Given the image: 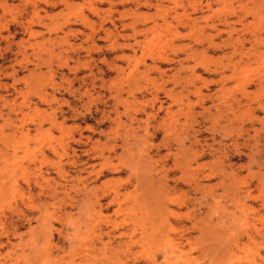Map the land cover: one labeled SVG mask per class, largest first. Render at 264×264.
<instances>
[{
    "label": "rangeland",
    "instance_id": "obj_1",
    "mask_svg": "<svg viewBox=\"0 0 264 264\" xmlns=\"http://www.w3.org/2000/svg\"><path fill=\"white\" fill-rule=\"evenodd\" d=\"M243 205L264 0H0V264H263Z\"/></svg>",
    "mask_w": 264,
    "mask_h": 264
},
{
    "label": "bare ground",
    "instance_id": "obj_2",
    "mask_svg": "<svg viewBox=\"0 0 264 264\" xmlns=\"http://www.w3.org/2000/svg\"><path fill=\"white\" fill-rule=\"evenodd\" d=\"M208 1V0H207ZM68 3V2H67ZM104 3V2H103ZM162 9V8H161ZM93 11H94V13H95V11L97 10V9H92ZM190 14V13H189ZM177 15V14H176ZM186 15H184V17H185ZM176 18H177V16H176ZM178 19V18H177ZM189 20H190V18H189ZM83 21V23H86V20L85 19H83L82 20ZM206 21V20H205ZM193 22H194V20H193ZM162 23V22H161ZM182 23V22H181ZM132 24V23H131ZM134 24V23H133ZM195 24H196V22H195ZM163 25H165V26H168V22L166 21V20H164L163 21ZM157 25L155 24L154 26H152V27H156ZM210 26V25H209ZM151 27V26H150ZM199 27V26H198ZM159 28V27H158ZM194 28V27H193ZM214 29V28H213ZM151 30V29H150ZM115 31V30H114ZM167 31V30H166ZM106 32V31H105ZM136 32V31H135ZM102 33V32H101ZM149 33V32H148ZM106 34V33H105ZM142 34V33H141ZM259 38V37H258ZM145 39V38H144ZM202 39V38H201ZM255 41H256V39H255ZM114 43V42H113ZM118 45V44H117ZM174 55V54H173ZM254 55V54H253ZM251 56H252V54H251ZM257 57H261V56H257ZM186 59V58H185ZM187 60V59H186ZM229 67V66H228ZM236 67V66H235ZM181 68H182V66H181ZM127 70V69H126ZM188 76V75H187ZM195 76V75H194ZM93 80V79H92ZM198 89V88H197ZM197 91H199V90H197ZM15 92V91H14ZM221 92V91H220ZM159 93V92H158ZM79 94V93H78ZM137 94V93H136ZM220 94V93H219ZM118 96V95H117ZM129 97V96H128ZM43 100H44V98H43ZM153 101H154V99H152ZM156 101V100H155ZM100 102V101H99ZM159 103V102H158ZM156 105V104H155ZM21 106V105H20ZM15 107V106H14ZM19 107V106H18ZM20 108V107H19ZM17 110H18V108H17ZM20 110H21V108H20ZM19 111V110H18ZM14 112V111H13ZM17 112V111H16ZM20 112V111H19ZM203 112V111H202ZM44 114V113H43ZM170 114V113H169ZM45 115V114H44ZM56 120V119H55ZM112 120V119H111ZM10 121V120H9ZM48 121V120H47ZM173 121V120H172ZM190 121V120H189ZM53 122V121H52ZM41 123H43V122H41ZM61 124H63V123H61ZM163 124V123H162ZM54 125V124H53ZM55 125H56V123H55ZM58 125V124H57ZM11 126V125H10ZM41 126V125H40ZM51 126V125H50ZM60 126V125H59ZM65 127V126H64ZM14 128V127H13ZM17 128V127H16ZM55 128V127H54ZM112 128V127H111ZM117 128L118 127H116V130H117ZM225 128H227V127H225ZM40 129H41V127H40ZM39 129V130H40ZM43 129V128H42ZM61 129V128H60ZM63 129V128H62ZM236 129H238V128H236ZM66 130V129H65ZM115 130V131H116ZM248 130V129H247ZM49 131V130H48ZM47 131V132H48ZM53 131V130H52ZM63 131V130H62ZM37 132V131H36ZM50 132V131H49ZM169 132V131H168ZM171 132V131H170ZM150 135V134H149ZM176 135V134H175ZM21 136V135H20ZM128 136V135H127ZM180 139V138H179ZM132 140V139H131ZM56 141V140H55ZM203 141V140H202ZM48 142V141H47ZM182 142V141H181ZM96 143V142H95ZM116 145V144H115ZM51 146V145H50ZM105 146V145H104ZM165 146V145H164ZM182 146V145H181ZM68 147V146H67ZM96 147V146H95ZM112 147V146H111ZM173 148V147H172ZM121 149V148H120ZM66 150V149H65ZM69 150V149H68ZM67 150V151H68ZM213 150V149H212ZM52 153H54V154H58V150L55 148V147H52ZM70 151V150H69ZM116 151V150H115ZM124 151V150H123ZM51 152V151H50ZM146 152V151H145ZM197 153V152H196ZM67 155V154H66ZM63 156V155H62ZM239 156V155H238ZM138 157V156H137ZM200 157V156H199ZM61 158V157H60ZM100 158H102V157H100ZM125 158V157H124ZM140 158V157H139ZM144 158V157H143ZM166 158V157H165ZM145 159V158H144ZM148 159V158H147ZM173 159V158H172ZM225 159V158H224ZM108 160V159H107ZM197 160V159H196ZM59 162H61V161H59ZM103 162H105V161H103ZM109 163V162H108ZM175 164V163H174ZM260 164V163H259ZM102 165H104V164H102ZM59 166V165H58ZM99 166H100V164H99ZM105 166V165H104ZM110 166H112V165H109V167ZM103 167V166H102ZM179 167V166H178ZM60 168V167H59ZM104 168V167H103ZM108 168V167H107ZM115 169H117V168H115ZM114 170V169H113ZM177 170V169H176ZM116 171V170H115ZM56 172V171H55ZM60 172V171H59ZM63 172V171H62ZM102 172V171H101ZM224 172V171H223ZM62 174V173H61ZM98 174H99V172H98ZM97 174V175H98ZM163 174V173H162ZM192 174V173H191ZM57 176H58V174H56ZM182 175V174H181ZM102 176V175H101ZM99 177V176H98ZM229 177V176H228ZM182 178V177H181ZM185 178V177H184ZM182 182V181H181ZM53 183H54V181H53ZM54 185V184H53ZM55 186H58V185H55ZM249 186V185H248ZM247 186V187H248ZM50 187V186H49ZM59 187V186H58ZM51 188H53V187H51ZM56 188V187H55ZM54 188V189H55ZM246 188V187H245ZM241 190V189H240ZM92 191H96V190H92ZM99 191V190H98ZM250 191V190H249ZM97 192V191H96ZM248 192V191H247ZM139 193V192H138ZM101 194H102V192H101ZM100 194V195H101ZM107 194V193H106ZM114 194H116V193H114ZM119 194V193H118ZM165 194V193H164ZM241 194H243V192L241 193ZM113 195V194H112ZM92 196V195H91ZM104 196V195H103ZM121 196V195H120ZM138 196V195H137ZM88 197V196H87ZM130 197V196H129ZM169 197V196H168ZM167 197V198H168ZM246 197V196H245ZM244 197V198H245ZM55 198V197H54ZM89 198V197H88ZM121 198V197H120ZM200 198V197H199ZM202 198H203V196H202ZM247 198H249V197H247ZM57 199V198H56ZM94 199V197H92V200ZM105 199V198H104ZM163 199V198H162ZM169 199V198H168ZM90 200H91V198H90ZM90 200H88V201H90ZM111 200V199H110ZM119 201H120V199H118ZM125 200V199H124ZM178 200V199H177ZM257 200V199H256ZM166 201V200H165ZM175 201V200H174ZM95 202H97V201H95ZM115 202V201H114ZM146 202V201H145ZM169 202H171V201H169ZM98 203V202H97ZM110 203V202H109ZM117 203H118V201H117ZM121 202H119L118 204H120ZM175 203V202H174ZM140 204V203H139ZM144 204V203H143ZM173 204V203H172ZM237 204V203H236ZM98 205V204H97ZM116 205V204H115ZM147 205V204H146ZM162 205V204H161ZM92 206V205H91ZM90 206V207H91ZM169 206V205H168ZM180 206V205H179ZM99 207V206H98ZM118 207V206H117ZM142 207V206H141ZM162 207H163V205H162ZM165 207V206H164ZM96 208V207H95ZM119 208V207H118ZM166 208V207H165ZM169 208V207H168ZM195 208V207H194ZM244 208H245V205H243L242 207H241V211H240V213H242V215L244 216V218H243V220L245 221L244 222V224L243 225H245V229H244V231H243V233L244 234H246V235H248V232H247V229H249L250 228V230H252L253 232V234L255 233L256 235H259V236H261V237H264V218L263 217H259L258 219H256V221L259 223V227H256V225L255 224H253V223H251L250 222V220H249V216H247L246 215V212L248 211V210H244ZM247 208V207H246ZM90 209V208H89ZM144 209V208H143ZM149 209V208H148ZM95 210V209H94ZM150 210V209H149ZM167 210H169V209H167ZM101 211V210H100ZM130 211V210H129ZM192 211V210H191ZM116 212V211H115ZM120 212V211H119ZM143 212V211H142ZM256 212V211H255ZM98 213V212H97ZM121 213V212H120ZM162 213H164L163 211H162ZM167 213H168V211H167ZM89 214V213H88ZM92 214H94V213H92ZM91 214V215H92ZM116 214H117V212H116ZM118 215V214H117ZM171 215V214H170ZM172 216V215H171ZM177 216V215H176ZM134 218V217H133ZM137 218V217H136ZM95 218H93V220H94ZM169 219V218H168ZM88 220V219H87ZM91 220V219H90ZM93 220H91V221H93ZM135 220V219H134ZM133 220V221H134ZM139 221V220H138ZM88 222V221H87ZM136 222V221H135ZM159 222V221H158ZM240 223V222H239ZM93 224V223H92ZM134 224V223H133ZM257 224V223H256ZM91 225V224H90ZM145 225H146V223H145ZM154 226V225H153ZM156 227V226H155ZM155 227H154V229H155ZM160 227V226H159ZM234 227V226H233ZM240 227V226H239ZM94 228V227H93ZM148 229V228H147ZM161 229V228H160ZM163 229V228H162ZM144 230V229H143ZM183 230V229H182ZM239 230V229H238ZM134 231V230H133ZM145 231V230H144ZM242 231V230H241ZM158 232H160V231H158ZM142 233H143V231H142ZM185 233V232H184ZM241 233V232H240ZM133 234V233H132ZM147 234V233H146ZM158 234V233H157ZM161 234V233H160ZM183 234V233H182ZM263 234V235H262ZM122 235V234H121ZM124 235H126V234H124ZM145 235V234H144ZM179 235V234H178ZM245 235V236H246ZM180 236H181V234H180ZM251 236V234H249L248 235V239L254 244V245H256V243H255V240L252 238V237H250ZM123 237V236H122ZM167 237V236H166ZM158 238V237H157ZM156 238V239H157ZM169 238V237H168ZM167 238V241L168 240H170V239H168ZM244 238V237H243ZM256 238V237H255ZM224 239V238H223ZM189 240V239H188ZM243 241V240H242ZM181 242V241H180ZM264 242V241H263ZM222 243V242H221ZM136 244V243H135ZM179 244V243H178ZM180 245V244H179ZM182 245V244H181ZM178 248V247H177ZM234 248V247H233ZM232 248V249H233ZM235 249V248H234ZM140 255V254H139ZM166 255V254H165ZM257 256V255H256ZM258 258V257H257ZM168 259V258H167ZM259 260V259H258ZM261 260H263V259H261ZM260 260V261H261ZM154 261V260H153ZM259 261V262H260ZM258 264H260V263H258ZM264 264V263H263Z\"/></svg>",
    "mask_w": 264,
    "mask_h": 264
}]
</instances>
